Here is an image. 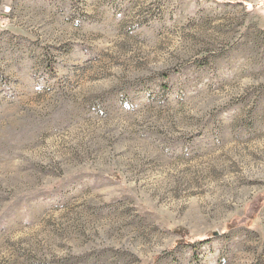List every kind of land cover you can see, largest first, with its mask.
<instances>
[{
    "label": "rangeland",
    "instance_id": "374dc122",
    "mask_svg": "<svg viewBox=\"0 0 264 264\" xmlns=\"http://www.w3.org/2000/svg\"><path fill=\"white\" fill-rule=\"evenodd\" d=\"M0 264H264V0H0Z\"/></svg>",
    "mask_w": 264,
    "mask_h": 264
}]
</instances>
